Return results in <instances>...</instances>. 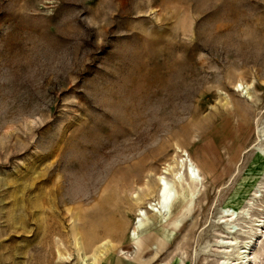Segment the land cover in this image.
Instances as JSON below:
<instances>
[{"label":"rangeland","instance_id":"374dc122","mask_svg":"<svg viewBox=\"0 0 264 264\" xmlns=\"http://www.w3.org/2000/svg\"><path fill=\"white\" fill-rule=\"evenodd\" d=\"M184 152L203 186L162 223L216 264L223 207L264 218V0H0L1 264H63L59 241L79 264L75 235L133 255Z\"/></svg>","mask_w":264,"mask_h":264},{"label":"bare ground","instance_id":"6f19581e","mask_svg":"<svg viewBox=\"0 0 264 264\" xmlns=\"http://www.w3.org/2000/svg\"><path fill=\"white\" fill-rule=\"evenodd\" d=\"M238 86H241V84ZM176 152L181 153L179 149ZM155 186L154 191H151L152 196L146 199L143 202V206L138 207L136 210L135 216L137 218L130 231L134 251L133 255L131 253L129 254V257L133 256L134 259L139 258L143 246L142 238L138 236L143 225L151 222L149 220L151 216H158L157 220L167 222L173 207L179 202L178 200L182 196H185L182 202L196 200L203 186V179L197 166L194 165L188 154L184 152L179 157L174 156L171 164L169 163L162 167L160 173L156 176ZM249 207L252 208L251 206ZM247 208L244 207L239 211L229 207H223L221 209L220 217L216 225L223 227L222 233L224 235L219 236L212 243H208L203 247V254L201 255L215 256L217 258L216 264H264V218L249 221L253 225L252 227L250 226L251 233H246L244 231L245 226L243 225L247 221L242 222V225L240 220L249 218V210ZM261 212L263 214L264 208ZM243 235L248 236L245 238L246 240L242 241L240 236ZM80 239L75 235L74 245L79 264H98L113 249V244L105 240L101 241L87 254ZM91 239L90 241L93 240ZM184 239L185 234L182 236V241ZM178 244L176 249L179 250L181 255L180 264H184L186 252L181 251L180 245L183 243L180 241ZM259 245L262 246L260 247L262 249L261 252H257ZM212 247H215V250H212ZM198 254L194 250L191 254L192 259L196 260ZM56 256L58 263L68 264L71 261L70 253L65 251V246L60 241L56 244Z\"/></svg>","mask_w":264,"mask_h":264},{"label":"crops","instance_id":"0c3cea01","mask_svg":"<svg viewBox=\"0 0 264 264\" xmlns=\"http://www.w3.org/2000/svg\"><path fill=\"white\" fill-rule=\"evenodd\" d=\"M163 223L159 220L151 219L150 223L143 225L138 235L143 240L138 259H134L133 256L129 257L126 254L111 253L102 259L100 264H180L181 255L179 256V261L176 256L180 253H178L177 249H171L177 238L175 237L177 231L166 227ZM122 250L130 254V250L132 251L131 242H129L128 246L123 247Z\"/></svg>","mask_w":264,"mask_h":264}]
</instances>
